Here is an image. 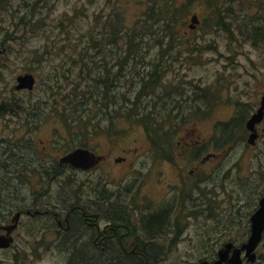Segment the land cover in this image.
I'll return each instance as SVG.
<instances>
[{
  "label": "rangeland",
  "instance_id": "1",
  "mask_svg": "<svg viewBox=\"0 0 264 264\" xmlns=\"http://www.w3.org/2000/svg\"><path fill=\"white\" fill-rule=\"evenodd\" d=\"M150 1L0 0V50H3L0 137L15 141L16 137L31 133L40 159L51 156V165L57 164L61 154L82 140H87L88 146L96 151L108 154L109 159L102 162V168H94L87 176L69 169H52L51 182L44 172L24 171L25 181L20 192L24 197L22 205L61 213L62 208L71 205L74 197L95 194L94 185L101 171L108 181L129 183L142 180L141 184L135 183V190L139 186L140 195H162L166 179L172 182L169 185L175 183L173 165H182L184 175H187L194 164L186 155L182 157L180 154L183 150V154L188 153L178 144L185 130L189 134L187 140L191 142L208 138L212 130H218L219 121L223 122L233 114L234 109L227 105L229 100L240 99L241 88H253L260 78L264 80V0H172L171 5L184 12L176 15L174 24L173 16L170 23L173 28L171 26V31L164 32L163 36H157L162 23L147 28L143 21L140 28L141 34L144 33L142 46L126 65V71L135 76H126L123 82L115 84L113 90L118 92V97L124 94L134 99L133 93L139 84L137 71L145 70L150 64L160 65L162 86L156 88L155 93L142 96L141 106L148 103L156 114L151 117L164 120L161 130L168 133L172 143L166 146L163 142L161 150L153 147L143 125L119 120L121 112H116L117 106L111 103L106 106L102 100L94 104L92 97L88 102L93 108L78 105L79 93L84 91L87 83L84 77L88 70L97 75L105 68L112 70L113 58L119 62L120 49L126 47L121 44L123 39L118 38L114 43L103 39L105 20L116 17L119 12L126 28L132 31L137 26V19L146 18L144 13ZM27 4L29 6H25ZM192 14L199 19L195 27L189 26ZM96 16L98 27L95 26ZM89 34L97 41H105L96 47L97 52L94 48L89 49ZM132 50L136 49L132 47ZM86 57L90 61H86ZM26 71L35 73L34 87L32 90L15 89L16 75ZM157 90L159 94L165 92L160 100ZM96 108L99 112L90 123L74 124L71 121L81 118L87 123ZM28 117L35 120L27 123ZM28 126L33 128L29 131ZM78 132L84 137L75 139ZM49 139L51 147L41 150V145H46ZM119 155L126 156V159L113 161L112 158ZM216 163L207 164L213 167ZM243 165L240 173L245 176L247 163L243 162ZM221 174L218 171L219 177ZM13 183L16 185L15 180ZM236 183L227 179L224 190L218 185L212 194V184L209 187L200 184V190L192 188L193 183L183 185L186 192L196 197L190 205L193 210L201 209L206 213L204 209L208 207L217 218L207 220L206 214L192 216L189 230L179 239L177 246L162 253L161 264H190L206 253L205 246L211 239L216 243V249L223 241H240L246 237L249 216L256 208L262 188L234 187ZM3 191L7 196L9 192L14 194L13 184L9 191ZM20 222L16 231L17 242L24 247L19 246L18 251L15 246L7 249L6 257L1 255L3 262L0 264H64V254L48 246L51 244V227L57 226L51 214L30 216L23 213ZM225 223L231 225L230 231L217 230L212 237L209 236L207 227L222 228ZM36 245H41L40 249ZM256 252L257 260L253 264H264V235ZM88 258L73 257L69 262L83 264L87 260V264H99L101 259L98 256Z\"/></svg>",
  "mask_w": 264,
  "mask_h": 264
},
{
  "label": "flooded vegetation",
  "instance_id": "2",
  "mask_svg": "<svg viewBox=\"0 0 264 264\" xmlns=\"http://www.w3.org/2000/svg\"><path fill=\"white\" fill-rule=\"evenodd\" d=\"M1 51L3 50H0V58ZM112 64L113 75L118 71V63L115 58H113ZM22 73H32L36 81L35 73L31 71ZM15 80L17 83L16 78ZM115 84L117 83L114 81L111 86L113 90ZM14 87L17 90H32L34 86L31 89H18L15 84ZM113 90L112 93H115ZM240 91V99L234 98L227 103L235 113H231L225 121H219L218 130H212L208 138L195 139L191 142L187 140L189 134L185 130L184 137L182 141H178V144L188 153L183 154V150L180 154L182 157L186 155L187 159H190L194 164L187 171V175H184L182 165H173L175 167L173 171L175 183L169 185L172 182L166 179V185L161 190L162 195L157 197L145 193L139 194L140 190L137 184H141L142 180L129 183L108 181L103 178V171H101L94 185L95 194L74 197L71 205L62 208L64 213L53 209L41 211L35 207L31 208L28 204L22 205L24 197L20 196V192L25 181L24 171L44 172L50 182L52 169H69L75 171L76 174L78 172L86 173L87 176V173L94 168L103 167L102 162L109 160L107 159L108 154H102L88 145H77L64 153L75 147H86L99 156V160L89 168H80L70 163H60L58 157L57 164L51 165V156H47V159L45 156L40 159L37 153L38 147L31 133L22 134L16 137L15 141L8 137H0V235L12 236L9 246L0 247V263L3 262L1 255L6 257L7 249L15 246V251H18L20 250L19 246L21 249L24 247L23 244L17 242L16 234L23 213L30 216L41 213L52 215L57 226L51 227V244L48 246L51 250L64 254V264H76L75 261L69 262V260L79 254L80 258L98 256L101 258L99 264H110V260L115 257L116 260L113 259V264H161L163 254L177 246L179 239L181 240L183 234L189 230L192 216L198 217L200 214H206L207 220L217 218L213 212L209 211L208 207L204 209L206 213H202L201 209H192L190 205L194 203L196 197L191 196L183 189L184 184L192 185L193 183L192 188L195 187L196 190H200V184L208 187L212 184L213 187L210 190L212 194L218 185L223 189L228 179V182H237L234 187L260 186L262 188L260 196H262L264 194L263 77L255 87L245 86ZM214 103H216L215 99ZM237 112L240 114L237 115ZM34 120L28 117L26 122ZM28 127L29 131L33 128ZM50 140L46 145H41V150L51 147ZM122 150L125 151L124 148ZM165 157L167 158V156ZM112 159L115 162L124 161L126 156H114ZM214 161L217 163L213 164V167L207 164ZM225 162L227 164L223 167ZM243 162L247 163L246 167L248 168L245 176L240 173V169L244 168ZM218 171L222 172L220 177ZM239 179L240 181H238ZM14 180L16 185L13 183ZM109 183L113 184L109 185ZM135 183H137L138 190H135ZM12 184L14 194L9 192L7 196V192L4 193L3 190L9 191ZM49 190H51V183ZM12 196H14L13 200H11ZM14 218H17L16 225L7 233L9 225L15 222ZM215 227L211 225L207 227L210 237L217 230H222L223 233L230 231L231 225L225 223L222 228L219 226L215 229ZM247 236L248 234L240 241L232 239L226 241H232L239 246ZM226 241L219 243L218 248L215 249L214 244L216 243L211 239L209 245L205 246L206 253L191 261L190 264H204L202 261L212 263L218 257V249ZM36 246L37 249L41 247V245ZM88 252L93 253L88 254ZM86 262L88 263L87 260ZM223 264L225 263L223 262Z\"/></svg>",
  "mask_w": 264,
  "mask_h": 264
},
{
  "label": "trees",
  "instance_id": "3",
  "mask_svg": "<svg viewBox=\"0 0 264 264\" xmlns=\"http://www.w3.org/2000/svg\"><path fill=\"white\" fill-rule=\"evenodd\" d=\"M171 4H172V0H151L148 3V6L144 13L146 15V18H144L143 20L137 19V22H138L137 26L132 31L126 28V25L123 22V19L121 18V16L119 15V12L116 14V17L114 15V18H112V16L110 15L111 18L105 20V22L103 23V26L106 28L104 29L103 35L105 37H103V39L108 42L114 43L118 40V38H120V39H123V43L121 44L126 45L125 48L121 47L120 49V60L119 62L117 61L118 71L116 74L112 75V70L109 68H105L99 75H97L95 73H90V71H92L91 69L90 71L88 70V73L85 74L86 77H84L85 80L87 81L85 89L84 91H81L79 93L80 94L79 99L80 98L81 99L77 102L78 105L86 104V106H88V108L90 109L93 107L89 105L88 99L93 97L92 102L94 104L100 103L103 100L106 106H108L110 103L112 105L117 106V109H114V110H116V112H118V110L119 112H121L119 116V120L126 119L131 122L143 125L145 131L147 132L146 135L151 140V144L153 145V147L160 148V150L163 147L162 145L163 142H165L166 146L167 144L169 146L172 143L170 136H168V133L166 131L161 130L164 120L162 121L161 118H155V117L152 118L151 115L152 114L156 115V114L153 113L154 111H152L150 107H148L150 106L148 103L143 104L141 106V99H140L144 95H147L152 92L155 93L156 88H158L159 86H162L161 79L163 77V70H160L158 68L160 65L157 66L156 64L154 65L150 64V67H145V70L137 71L136 75L139 76V79H138L139 84H138L137 91L135 89V92L133 93L135 95L134 99H130L129 96H125L124 94L119 95L118 97V92L112 93L113 89L111 86L114 81L115 83H117V85H118V82H123L122 79L130 74H132V78L135 76L133 73H129L128 71H126V67H127L126 65H128L131 59V56H134L137 51H140L139 48H141L142 46L143 38H141V36H144V33L141 34L140 28L143 26V21L146 22L147 28L149 26H153L154 23H160V24L162 23L161 25L159 24L160 27H158L159 32L157 36H163L165 34L164 32L167 33L168 31H171L170 28L171 26L173 28V24L176 21V15L177 16L181 15L184 12L182 8H174V6H172ZM173 16H174V20H173ZM172 20H173V24L170 25ZM21 21H23V18L21 19ZM163 22H165V24H163ZM95 23H96L95 26L98 27L99 20L97 16L95 18ZM132 35L133 37H131ZM125 37H127L126 38L127 40H125ZM136 37H140V39H132ZM103 39H101V41H97L94 39L92 34H89L88 40L91 42V45H89V49L94 48L93 50L97 52L96 50L98 48V45L100 43L102 44L105 43ZM132 47H134L136 50H132ZM85 60L90 61V59H88L87 57ZM85 60H83V62ZM163 96H165V92H162L161 94H159L157 90V98L160 100ZM77 107L75 108L76 111H77ZM98 112L99 110L96 108L92 116L88 115L89 117H88L87 123L86 121L85 122L82 121L81 118L73 119L71 121H73L74 124H88L91 122L93 117H95V115ZM112 117L114 116L112 115ZM78 136H82V132L76 133L75 139ZM77 145L87 146L89 145V142L87 140H82L74 146H77ZM77 258H80V254L77 256ZM113 259L116 260V257ZM113 259L110 260V264H113L112 263Z\"/></svg>",
  "mask_w": 264,
  "mask_h": 264
},
{
  "label": "water",
  "instance_id": "4",
  "mask_svg": "<svg viewBox=\"0 0 264 264\" xmlns=\"http://www.w3.org/2000/svg\"><path fill=\"white\" fill-rule=\"evenodd\" d=\"M190 27H195L198 23L196 14L191 15ZM1 65V58H0ZM16 88L31 89L35 83V77L32 73H22L17 77ZM99 160L91 150L86 147H75L59 157L60 163H70L76 167L89 168ZM14 221L17 218L13 219ZM249 233L247 238L238 246L232 241H226L217 251L218 257L212 262L202 261L204 264H248L257 260L256 248L263 239L264 235V194L258 199L257 207L249 216ZM16 225V221L9 225L7 233ZM12 242V236L0 235V247L9 246ZM200 264V263H197Z\"/></svg>",
  "mask_w": 264,
  "mask_h": 264
}]
</instances>
